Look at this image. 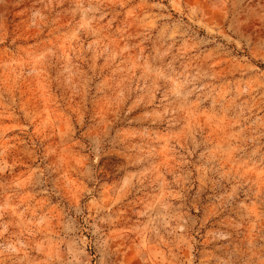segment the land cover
Instances as JSON below:
<instances>
[{
    "label": "rangeland",
    "instance_id": "rangeland-1",
    "mask_svg": "<svg viewBox=\"0 0 264 264\" xmlns=\"http://www.w3.org/2000/svg\"><path fill=\"white\" fill-rule=\"evenodd\" d=\"M0 264H264V0H0Z\"/></svg>",
    "mask_w": 264,
    "mask_h": 264
}]
</instances>
